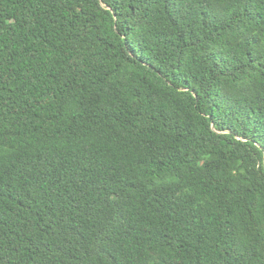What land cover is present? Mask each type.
<instances>
[{"label":"trees","instance_id":"obj_1","mask_svg":"<svg viewBox=\"0 0 264 264\" xmlns=\"http://www.w3.org/2000/svg\"><path fill=\"white\" fill-rule=\"evenodd\" d=\"M0 264H264V0H0Z\"/></svg>","mask_w":264,"mask_h":264}]
</instances>
